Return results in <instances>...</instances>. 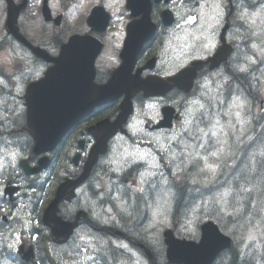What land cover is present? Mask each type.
<instances>
[{
    "label": "flooded vegetation",
    "instance_id": "af4514ba",
    "mask_svg": "<svg viewBox=\"0 0 264 264\" xmlns=\"http://www.w3.org/2000/svg\"><path fill=\"white\" fill-rule=\"evenodd\" d=\"M205 1H207V5L209 7H212L209 3L210 0H177L175 9L177 11L178 19L176 24L169 27L161 24L158 33L153 38V40L148 43L146 47H144L135 64V67L132 70L136 72L138 69H144L141 74V78H145L155 71V69L152 71H147L146 64L153 58L163 59L164 57L179 63L180 67L178 69L168 70V73H175V75L172 77H175L182 71L186 70V68H181L183 67L184 63L185 65H188L190 60L187 59V56L184 54L185 52L183 55L179 53L181 52L180 49L182 48L180 44L190 43L189 39L183 36L187 34V32L194 34L193 56L197 61L198 50H201L199 49L201 40L206 39V44L211 42L215 47V52L221 44L220 38L224 26L227 28L225 32V38L227 42L234 47L233 52L235 54L237 52L235 50L237 46L239 47L240 45H243V47H246L249 42V38L247 36H243V41L238 37L236 38L235 32L239 30L237 26L241 25V23L236 22L235 17L241 10H255L259 7H263L264 0H214L215 2L221 4V9L224 15L222 24L217 26L215 30H212L209 25H200V22H204L203 12L200 9V5H204ZM60 2L62 5L72 8V1L60 0ZM143 4L146 6L147 2L145 1ZM184 6L187 8L190 7L192 10L188 13L181 14L179 7ZM157 11V9L154 10L152 19L153 21L157 20L158 23H160V14ZM125 16L127 17L126 25L120 27L118 34V46L115 48V55L104 53L106 48L105 40L107 38L108 28L104 32H100L97 29L99 28L98 25L96 26L97 28L90 26L88 23H86L87 18L85 19L83 17L75 21L73 25H71L72 27H70L64 21V19L50 22V24H53L54 27L45 40H38L34 38L30 35L29 30L24 31L23 34H26L33 44L39 45L54 56L58 55L62 45L71 39L72 36L77 37L82 35L84 37L87 36L101 40L104 46L101 53L95 60V82L99 85H102L110 79L112 70L118 67L121 63L120 54L122 52L123 43L125 42L127 34L126 28L128 23L132 20L130 14ZM188 16L196 17L194 20L195 24H184L182 22L181 17H183V20L185 21ZM77 22H79L82 26L77 24ZM177 24H180V27H177ZM220 26L221 28L219 30L218 28ZM92 46L93 45H91V47ZM214 47L208 49L207 53L212 52ZM168 49H172V51H168ZM109 51H111L110 48ZM22 52L26 56V60L24 62L20 61V68H17V63H15L13 65L15 71H13L11 75L16 77L19 85L21 86V96L24 103V93L26 86L28 83L41 78L48 67H50V63L38 58L27 48H22ZM200 53L203 54L202 50ZM234 53L230 57V61H224L221 63L218 70L225 71L230 74L235 72ZM107 55H109L111 58V62L108 65L105 64V57ZM177 55L180 57L178 58ZM203 55L204 60H207V58L212 54ZM157 62L158 60L155 61V64ZM205 65L206 66H204L202 72L206 71L208 67L210 68L209 62L205 63ZM192 68H194L195 73H197V82L198 64L197 66L190 67L189 69ZM240 76L241 75H239V77ZM171 78L168 81L172 86L175 87L174 83L171 81ZM24 86L25 88H22ZM180 91L185 90H178V93L182 94ZM15 95L16 93H12L10 86L6 82L2 84L0 87V97L4 100V105L2 106V109H0V143H3L5 140H7L5 145L9 143L10 147H5L4 145L5 150L11 153L8 159L13 158L14 156L27 157L29 158V161L36 165L38 163L39 157L33 154L31 149L32 145H29L27 142L28 134L25 131V120L11 121L9 119L7 107L13 101ZM83 102L87 104L85 100ZM110 107L111 109H109ZM118 111L115 107V103H111L108 105L97 106L88 116H83L71 130L66 132V135L63 137L58 146L48 153L50 159L48 163L44 165L41 173L39 174L42 179L31 181L32 184L30 191L25 190V186L29 184V182L26 178L24 170L19 164L17 165V170L12 169L9 172L10 178L6 176L8 171L7 168L4 169L6 184H17L20 189L22 188L24 190L20 191V196H17L12 202L9 198L3 196L0 203V209H9L10 213L14 214V218L19 219L22 218V214H26L27 212H32L35 214V210L41 203L40 201H43V198L49 196V194H53L54 192L56 193V191L59 189V186L65 180L69 179L72 181L68 189L69 191L74 190L75 197L69 202L64 201L61 203L59 214L65 221L74 222L77 220L78 222L74 234L66 244L58 245L53 241V238L50 239L52 241L50 250L55 257L57 264H136L135 262L137 255H140L142 258L147 256L145 248H138L136 243L132 242L130 239H124V237L118 234L115 229L122 230L128 236L140 241L146 247H149L147 242L143 240V237H141L142 239L138 238L133 230L125 227L124 225L130 222L133 227H136L145 225L148 222L152 211H150V208L153 206L152 202L155 197H158L160 194L162 179L167 181L169 186H173L172 192L176 201L175 211L181 216H185L186 214L188 216L193 209H195V211L198 213V207H202V199L210 194L213 195L216 190L223 187L217 181H211L208 184H215V187L205 186V190H207L205 194L207 195L204 194L205 196L203 195V197L198 201V183H201L198 181V159L192 161L188 166L186 165V156L181 151H184V148H180L181 144L178 140V137L173 140L157 137L158 139H156V141H159V144H156L152 148V152L146 154L148 155V159H136L135 156H138L137 154L135 156H129L128 159L130 162L123 165L122 170L124 171H121L118 174L117 169H115L112 164H109L108 162V157L115 147V138L121 134V132H118L110 140L109 152L106 155H102L101 157L99 156V158L94 162L92 167L93 171L91 170L89 173H87V169L84 168H88L90 166V162L88 160L90 152L94 144L97 142V137L95 135V132L97 131L96 128L103 119H114L117 115L114 114L116 112L118 113ZM170 119L171 113L169 111H165L164 122L168 123ZM9 124L21 126V129L19 130L21 133L18 134L19 139L10 137L11 131L8 128ZM9 137L10 139L8 140ZM129 140L134 143L133 145H136L138 143H143L145 138L140 133H136L129 136ZM21 143L22 147L19 148ZM141 145L142 144H138V146ZM160 145H164L163 150L161 149ZM176 148H179L180 150H176ZM204 151L207 150L204 149ZM152 158H154L155 162L152 160ZM231 160L232 162L230 164L228 162L226 163V169H224L219 176L220 178L226 176L224 183L226 185H230L231 183V188L234 189V193L230 200L232 209L231 213L234 214L233 208L235 207V202L237 201L236 207L239 210L244 211V215H247V223L254 222L258 218L263 217L262 203L252 204L249 207L252 210H247V198L251 197L253 193L264 190V186L256 183H244L236 187L233 185V182L228 180V177L229 175H232L235 180V177H240L243 172L255 173L258 171L259 177L251 178V180L257 182L263 173L259 172V168L262 166L260 164L261 159L258 158V163H256L254 167L251 165V171L249 170L250 168L245 170V168L242 167V171L233 168V162H237L239 159L231 157ZM9 165L11 167L15 166L12 163ZM153 165L155 166L154 169L152 168ZM221 167L223 168L222 164ZM157 168H159V171ZM144 172L146 174V181L144 180L143 185H141V180L138 177V174L141 175L142 173L144 174ZM177 174H180L182 177L185 174L184 178H186L191 183V186L185 187L186 182H172L170 175L174 176ZM126 180L129 181L127 182ZM202 184L208 185L204 183ZM175 187L183 188L175 190ZM33 189H35V191H33ZM139 189H143V191L141 192ZM244 189H248L249 191L246 192ZM7 192H9V189ZM36 193H40V196L35 195ZM118 194L120 196L119 198L117 197ZM167 194L169 193L167 192ZM185 199L189 201L184 202ZM120 201L125 202L124 208L120 206ZM202 208H205V206ZM108 209H112V211L109 212ZM1 211L4 212L3 209ZM39 212H43L41 206L39 207ZM93 213H96L97 216H94ZM179 215L177 216L180 217ZM209 215L211 216L210 213ZM232 216L235 218V215ZM1 218L2 216L0 214V227H5L4 223L1 221ZM105 220L107 222H104ZM91 223L93 225H91ZM97 226H102L103 228L96 232H92V230H94ZM107 226L109 228H107ZM161 228L164 229L163 226H161ZM38 230L39 231L35 235L37 238L34 246L36 247L37 255L41 256L42 252L45 254L44 237L47 235V232H43L42 227ZM231 234L235 233L232 232ZM80 236H84V239H79ZM90 244L92 245L94 252H92V255L88 257L87 261H82L81 253L88 251ZM124 244H126L128 247L124 248L117 246ZM42 245L43 248L41 249ZM2 252L3 253L0 255V264H24L22 255H19L16 252ZM152 258L158 259L156 255ZM46 261L48 263L47 258ZM148 261L151 263L152 259H149ZM153 264H159V262L155 260Z\"/></svg>",
    "mask_w": 264,
    "mask_h": 264
},
{
    "label": "rangeland",
    "instance_id": "374dc122",
    "mask_svg": "<svg viewBox=\"0 0 264 264\" xmlns=\"http://www.w3.org/2000/svg\"><path fill=\"white\" fill-rule=\"evenodd\" d=\"M38 0H34L35 5L33 6L34 9L30 11L29 15H26V17L32 22L27 26L25 24V28L30 31V35L33 36L34 38L40 40H45L48 36L49 33L51 32L53 27L47 26L43 23L41 19V9L39 7V4L37 2ZM95 1V0H94ZM88 0H86V3ZM210 5L212 7H209L207 5V1L204 2V7L202 9L203 12V20L204 22L201 23L200 25H209V27L212 30H215V28L219 25L222 24V21L224 19V15L222 12V9L220 11L222 12V15L217 17L216 11L213 8V4L216 3L214 0L209 1ZM77 5L76 2H74L73 6ZM104 5L106 8L114 14L115 18L113 19V24L111 25L110 33L108 32L107 38L108 42L106 41V48L104 53L106 54H114L115 55V48L118 46V34L120 31V27L124 25V16H122V12L125 11V3L124 0H104ZM6 2L4 0H0V38H5L6 37V32H5V22L7 18L6 14ZM37 10H36V9ZM180 8V13H188L192 9L189 7L187 8L186 6L184 7H179ZM37 11V12H35ZM84 18H87V15L84 16ZM185 19V18H184ZM235 21L241 23V25L237 26L239 28L238 31L235 32L236 38L238 37L240 40L243 41V36H247L249 38L248 45L246 47H243V45H240L239 47L237 46L235 50L237 51L235 54V60H234V67L237 69L238 72H243L247 74V79L252 82L251 86L253 90L259 89V86L264 88V6L259 7L258 9L255 10H241L237 13L235 17ZM77 24H80L77 22ZM194 24V23H193ZM81 25V24H80ZM82 26V25H81ZM188 37V36H186ZM206 43V39L201 40L200 42V47L199 49H204V45ZM112 45V47H111ZM181 47L183 48L184 52L189 53V50L194 47L193 40L190 43H182L180 44ZM207 45V44H206ZM255 45V47H253ZM109 48L111 51H109ZM215 50V47L213 48L212 52L210 53H205V54H213ZM206 52V50H203ZM25 55L22 52V48L15 44L11 39H7L4 43L3 46L0 48V83H7L11 90L12 93H19L21 86L19 85L16 77L12 76L11 73L15 71V68H13V65L15 63H18L20 61L24 62ZM169 58L164 57L163 61L165 63L168 62ZM111 62V58L109 55L105 57V64L108 65ZM232 63V62H230ZM185 65V63L183 64ZM243 69V70H242ZM214 75H218V72L215 71L214 69L208 68L206 71H204L200 76L198 77V94L201 93L200 97L198 98V101L202 104H204V108H200L198 104L194 103L197 100H194L192 103V106L188 107L185 105V99L184 97L180 94L179 96L183 98L180 102L182 104V110L184 111V118L185 121H188L186 124L187 126L191 127V134L190 136L198 137V154L196 155L194 153L182 151V153L185 154L186 156V165L188 166L192 161H194L196 158L198 159V181L201 183H198V186H202L204 184H208L211 181H217L220 185L223 187L219 188L214 192L213 195H208L207 197L202 199L201 206H205V208H199L198 207V219H196V211H191V213L184 218L182 221L181 226L178 229V234L179 235H184L186 232L190 234H198V230L196 229V221L199 223L201 221H204L208 218H214L218 222L221 223L223 222V225H229L231 227L232 232L236 234V237L238 239V244H241V248L243 250H248L252 251V254H248L247 260H256L257 264H264V217L258 218L254 222H249L250 226H248L247 230H240V226L238 225V221L242 222V226L246 225L247 223V216L244 219V216L239 218H234L232 215H234L231 209L230 205V200L231 197L234 193V189L231 188V183L230 185H226L224 183L226 176L219 177L220 173L226 169L225 165L228 162L229 164L232 162L231 157L238 158L239 160L237 162H233V168L238 169L239 171H242V167L246 169L251 167L250 164V155L252 153H255L256 155V161L258 163V158L261 160L264 159V157H261L259 154L260 146L262 143H264V122L261 125V132L256 136L258 131H254V119H259L261 115L259 113H256V103L254 104V100L248 97L247 94V100L240 96V91L243 90L242 86L240 84H232L231 88L228 90L230 91L233 89V93L229 95L228 97L226 96H220L218 94V83H213L212 79ZM205 80L202 86H204V89L200 87V83L202 80ZM22 88H25L22 87ZM250 89V90H251ZM162 93V92H159ZM252 94V92H251ZM253 95V94H252ZM255 96V95H254ZM36 99H38L40 96H35ZM35 99V98H34ZM242 102L244 105V112H242V115L249 121L244 127L246 129L245 134L243 136H240L239 132L232 131L231 129L228 128V122L231 121L232 123H235V117L232 115H227L226 113L229 111V106L234 102L237 101ZM4 105V100L0 97V109H2V106ZM149 105H153L152 108H149ZM159 102L154 96L153 98L149 99L148 101H143L139 104H137L135 108V113L133 116V123L139 131L133 133L130 127L123 126L125 131L120 130L121 134L118 135L115 138V147L113 148L111 154L108 157V162L109 164H112V166L117 169V173L119 174L122 170V166L127 164L129 161L128 153H136L139 155L140 153H144V158L148 159V155H146L149 152H152V148L154 147L155 144H159V141H156L152 137L151 133L145 134V140L143 143H138L142 144L141 146H138V144L133 145V142L129 143L128 138L125 136L128 134H136L140 133L141 135L143 134L142 132L144 131V122H146L148 119L151 117L154 118L158 113H159ZM42 106H40L41 108ZM248 107V108H247ZM247 108V113H245V110ZM39 106L37 107V110H35V113H38L41 116V111L38 110ZM111 109V107L109 108ZM108 109V110H109ZM232 111H236V109H232ZM14 116H18L19 111H14ZM110 113V112H109ZM132 114V112H131ZM25 120L27 122H30L31 119H29L28 115H25L24 118L20 116L17 121H22ZM183 119L179 120L176 122V126H182L185 124L183 122ZM217 121L219 124L217 125ZM138 122V123H137ZM143 122V123H142ZM261 123V122H260ZM131 124V125H132ZM213 125H217V127H213ZM108 123L102 124L99 126L100 133L101 135L105 134L108 132ZM111 126V125H110ZM241 126L237 125V128L239 129ZM8 128L10 129V137H15L19 139L18 134L21 133L19 131L21 129V126H16L15 124H9ZM222 129V130H221ZM215 131L217 133L216 137H212L211 133ZM116 131H113V133L109 136H113ZM166 132V131H165ZM196 132V134H194ZM251 136L254 138L255 143L252 144L251 147H249V144L251 143L248 140V137ZM8 138V140L10 139ZM241 138L243 143H238L237 138ZM108 138V139H109ZM182 135H179L178 140L179 142L181 141ZM219 138L220 140L227 141V143L230 145L232 155L227 157L222 164L223 168L221 167L220 170L217 171V174L215 177L212 176L211 172H209L207 169L205 171L201 172L200 169L204 168V161L201 159V157L207 156L208 153L214 150L212 145L215 143V140ZM107 139V140H108ZM169 140H173V137H168ZM152 142V143H149ZM201 143L205 144L204 148H201L200 145ZM183 144V143H182ZM182 144L180 145V148L182 147ZM241 144L239 147L235 148L237 145ZM96 143L93 146V149L95 150ZM5 147H10L9 143L5 145ZM5 147L2 149V153L0 157H10L11 153L5 150ZM22 147V143L19 148ZM143 150L142 152L139 150ZM206 149L207 151H204ZM176 150H180L179 148H176ZM44 158H50L48 155H44ZM93 157V156H92ZM16 159V157H13ZM13 158L8 159L7 161V173L6 176L9 177V172L12 169L17 170V165L14 167H11L9 164L13 163ZM143 158V159H144ZM94 159V158H93ZM92 160V159H91ZM152 160L155 162L154 158ZM208 163H216L215 158L208 156ZM2 163H0L1 167ZM247 166V167H246ZM152 168L154 169L155 166L153 165ZM264 168V166H261L259 168V172L261 173V170ZM159 171V168H157ZM264 171V170H263ZM184 172V171H182ZM138 174V173H137ZM143 174V173H142ZM145 172L143 174V179H141L144 183V180L146 181L145 177ZM138 176L141 178V175L138 174ZM253 176V177H252ZM184 176H172L170 175V179L174 183H185V187L191 186V183L184 178ZM257 178L258 176V171L255 173H244L240 175L239 179L236 182V178L234 180L232 175H229L228 180L230 182H233V185L237 187L240 184L248 183L251 182V178ZM181 178L180 180H175ZM0 179L5 181V177L2 175L0 172ZM222 180V181H221ZM192 182V181H191ZM31 182L25 186V190L31 187ZM237 184V185H236ZM179 188L183 187H175V190H178ZM203 190H201L198 187V201L203 197L205 192V186H203ZM4 189H8V186H6ZM163 189V190H162ZM173 186L167 183H165V180L162 179V186L160 188V194L158 197H155L153 200L152 208H150V211L154 208H157L159 210V207L161 208V212L166 214V219L162 220L158 217H154L153 224H148L147 229H150L146 231V234L143 237V240L147 242L149 246L153 249L154 252H158L159 259L161 260L162 264H168L166 263L165 257L163 256L162 252L166 251V246L162 245V242L159 241V231H163L161 229V224L162 223H167L168 225L170 224V213H171V208L175 207V199L173 197ZM226 190H231L230 195L226 197L228 203L225 205L223 202L220 201V194L224 193ZM167 192L169 194H167ZM35 195L40 196V193H36ZM262 193L260 194V196ZM119 198V194L117 195ZM2 197H0V203H1ZM120 200V199H119ZM189 200H186L184 202H188ZM183 202V201H181ZM120 206L124 208L125 202L120 201ZM49 202L44 201L42 205V211L44 212L46 208L48 207ZM224 208L227 213H231V215H227L221 212V209ZM4 210V213H0L2 216H6L5 218H10L11 215H9L5 208H1L0 210ZM184 209V207H183ZM247 210H252L249 207ZM211 214V216L209 215ZM262 214L264 216V201L262 202ZM30 215H32V212H27L26 214H22V220H26V230H33L34 227L32 225L35 223L34 220H30ZM1 221H5L1 219ZM152 225H156L155 228L151 229ZM125 227L130 228L135 232L138 228L133 227L132 224L129 222L128 224L124 225ZM6 229H10V226L7 227H0V239L4 238L6 236ZM226 230V229H225ZM226 232L229 234V232L226 230ZM18 235L21 236L23 235V231L21 229H18L17 231ZM200 238L201 235H198ZM91 240V239H90ZM237 242V241H236ZM237 244V245H238ZM76 247V245H75ZM96 250V249H95ZM89 251V252H88ZM85 251L84 253L81 254V259L82 261H87L88 257L92 255V252H94V249L92 248V245L90 244L89 250ZM3 252L0 251V255ZM91 253V254H90ZM221 258V257H220ZM219 258V259H220ZM160 260H158L160 264ZM224 262L226 264H239V260L235 259L232 255H227L224 258ZM216 264H222L220 260L216 262Z\"/></svg>",
    "mask_w": 264,
    "mask_h": 264
},
{
    "label": "water",
    "instance_id": "95a60500",
    "mask_svg": "<svg viewBox=\"0 0 264 264\" xmlns=\"http://www.w3.org/2000/svg\"><path fill=\"white\" fill-rule=\"evenodd\" d=\"M8 2V17H7V22H6V26H7V30L8 32L12 33L15 36H18L19 31H18V27H17V20H18V16L20 13L21 8L23 7V3L22 4H15V2L13 0H7ZM94 16L90 17V22L93 20ZM225 30H223V34H224ZM85 37H75V39L71 42L68 43L67 45H65L63 47V52L61 54L60 57L56 58V59H52L49 58V60L51 61H56L58 65H56V68L54 69L56 73H58V79L59 82L57 84H55L53 82V68H51L50 70H48L46 72L45 77L38 81L35 85L31 84L29 86V95H27V106L29 108V117H33V115H36V120H39V117H37L38 113H35L37 110V107L39 106V109L41 111V113L46 114L45 119L48 121H52L53 118V113L54 114H60L63 113L61 115L63 121L61 122H57L54 121L52 122V124H55L56 127L51 126L50 128L47 127L48 130V134H46V132L43 130L44 127H46L47 123L46 121H36L35 125L32 124L30 132L32 133V135L34 134V136L37 139V145H35L33 152L35 154H40L42 153V151H45V149H49L54 143L57 142L56 141H52L51 137H49L48 135H51V131H53L54 129L58 132H64L67 131L73 124H75L82 115H84L87 112H81L80 109L78 108V105H80V100L82 98V96L78 93H76V91L73 90H69L66 86L67 83L73 82V81H79L78 77H73L72 74L75 73L74 72V67H76V65H79V67H81L85 73H88V69L92 68L93 69V58L96 55V53L94 54V52H90V53H86L84 55H82L83 58V64H79L78 59H80V55H78V51H82L83 46L80 43L79 39H84ZM230 44H228L225 40V37L222 38V44L220 45V48L218 49V51L215 53V55L213 57H211L212 61H216L217 57L219 56L220 52L224 49L225 53L228 52L230 50L229 47ZM33 47V46H32ZM36 53L40 54V50L39 48H35ZM227 55V53L225 54V56ZM93 73V71H92ZM124 74V71H123ZM85 78L88 79L90 85H93L92 83V79L89 77ZM193 78V77H192ZM85 81V80H84ZM83 81V82H84ZM81 82V81H80ZM82 82V83H83ZM120 84L116 87H114L113 89H109L106 91V94L103 93L102 98L103 99H114L116 96H121L122 94L126 93L127 97L124 99V101L121 103L120 107L122 109L121 114L118 117L117 122L120 123L118 126L117 125H113V126H108V130L110 131H116L121 127V123L126 121L131 107H130V103L128 102L134 95L136 92H126L124 90H121L125 84L119 80ZM33 85V86H32ZM192 85V79L190 80V84H188V90L190 88V86ZM140 86L135 84L134 88L138 89ZM64 88V89H63ZM116 90H119L118 92H116ZM37 92V93H36ZM30 94H34V96H40L38 99H36V97L33 98V96H30ZM57 97L58 98V106L57 107H53V98ZM31 98V100H30ZM78 104V105H76ZM40 106H42L40 108ZM47 108V110L45 109ZM170 108L166 107L163 109V111L165 112L166 110H169ZM50 119V120H49ZM39 136V139H38ZM104 144V141H100L99 144L96 146L95 151L99 152L102 151L101 148ZM94 160H96L95 158L89 162L93 164ZM28 173H30L31 169H27ZM68 185H63V187L59 188L58 194L56 196V198L52 201L47 213L44 216V221L48 224H55V228H58L60 225V219L56 216V213L54 212L55 207H57V204L59 203V201L65 196L66 191L68 190ZM205 231V235H207L208 237L214 239L215 241L218 240H222L224 237L220 234L219 229L217 228L216 225L209 223L208 225L205 226L204 228ZM168 237H171V234L168 232L167 233ZM192 251H198L201 252L202 251V247L201 245H195V244H190ZM172 246L169 249V253L168 255L172 256ZM28 258V256H27ZM202 257L198 256V259ZM209 258V257H208ZM194 262L192 261L191 264H193Z\"/></svg>",
    "mask_w": 264,
    "mask_h": 264
},
{
    "label": "snow or ice",
    "instance_id": "6c2138e0",
    "mask_svg": "<svg viewBox=\"0 0 264 264\" xmlns=\"http://www.w3.org/2000/svg\"><path fill=\"white\" fill-rule=\"evenodd\" d=\"M172 4L173 6H176V0H172ZM204 7L203 4L200 5V9L202 10ZM213 8L214 10L216 11V15L217 17L221 16L222 15V12L220 11L221 9V4L216 2L213 4ZM182 19V22L183 23H189L193 20L196 19L195 16H189L187 18L186 21L183 20V17H181ZM98 23H103V19L101 18L100 20L97 21ZM177 27H180V24H177ZM212 47H214V45L209 42L207 45H205V48L207 49H211ZM253 47H255V45H253ZM243 70V69H242ZM168 74V73H166ZM194 103L198 104L200 108H204V104L200 103L199 101H195ZM153 105H149V108H152ZM243 108H244V105L242 102H238L237 101H234L230 106H229V111L226 113L227 115H232L235 117V123H232L231 121L228 122V128L231 129L232 131L236 132L238 131L240 136H243L245 134V125L249 122L243 115H242V112H243ZM232 109H236V111H232ZM138 123V122H137ZM188 121H185V124H187ZM219 124V122L217 121V125ZM217 125H213V127H217ZM237 125H240L241 127L238 129L237 128ZM129 127L131 128V130L133 131V133L139 131V129L136 128V126L133 124V125H129ZM222 130V129H221ZM217 133L215 131H213L211 133V136L212 137H216ZM158 139V138H157ZM173 139H175V137H173ZM248 140L251 142L249 144V147L252 146V144L255 143V140L253 137L249 136L248 137ZM237 142L238 143H243L242 140L239 139V137L237 138ZM161 149L163 150L164 149V145H160ZM201 148H204L205 147V144L204 143H201L200 145ZM212 147L214 148L213 151H211L210 153H208L207 156H204V157H201V159L204 161V168H201L200 171L203 172L205 171V169H207L209 172H211L212 176L215 177L216 174H217V171L220 170L221 168V163H223V161L229 157L230 155H232V152H231V148H230V145L227 143V141H223V140H220L219 138H217L215 140V143L212 145ZM259 154L261 157H264V143L261 144L260 146V150H259ZM15 155V154H13ZM128 155L132 156L134 155L133 153H128ZM144 153H140L138 156H135L136 159H143L144 158ZM197 155H199L197 153ZM208 156H211L213 158H215L216 160V163H208ZM257 163L256 161V155L255 153H252L250 155V164L254 167L255 164ZM260 164L262 166H264V159H262L260 161ZM247 167V166H246ZM250 171L252 170L251 168L249 169ZM141 179H143V174H141ZM165 183H167V181H165ZM33 191H35V189H33ZM139 191H143V189H139ZM244 191H249L248 189H244ZM230 192L231 190H226L224 193L220 194V201L223 202L225 205H227L228 201L226 199V197H228L230 195ZM4 195V191L2 189H0V197H3ZM16 195L19 197L20 196V193L17 192ZM42 203V201H40ZM239 209H237L238 211ZM109 212L112 211V209H108ZM193 211H195V209H193ZM221 212L224 213V214H227V215H231V213H227L226 210L224 208L221 209ZM9 215H11V213H8ZM94 216H97L96 213H93ZM104 222H107L106 220ZM37 237L33 236L32 239H36ZM79 239L83 240L84 239V236H80ZM16 243H19V238L18 237H14L13 239V243L12 244H9L8 247L9 248H12L15 246ZM118 247H124V248H127L128 246L126 244L124 245H117Z\"/></svg>",
    "mask_w": 264,
    "mask_h": 264
},
{
    "label": "trees",
    "instance_id": "16d2710c",
    "mask_svg": "<svg viewBox=\"0 0 264 264\" xmlns=\"http://www.w3.org/2000/svg\"><path fill=\"white\" fill-rule=\"evenodd\" d=\"M2 46H3V42L0 41V48ZM239 75L240 74H237V73L233 72V74L231 75L232 78H233V83L232 84H240L242 86V88H244L243 90H239L241 95H246L247 96V94H248V97H250V98H253V96L256 95L255 99H257V100L254 102L253 105H255V103H257L258 101L260 102L261 99L264 97V88L262 89V87L259 86L258 91L251 89V92L253 94L252 95L248 91L247 84H246V83H248L250 85V87L252 88V86H251L252 82L250 80H248V79H245L243 74H241V77H239ZM231 91L233 92V89H231ZM263 111L264 110L259 109L257 111V113L263 112ZM263 170H264V168L261 170V172H263ZM203 186H206V187H211V186L212 187H215V184L202 185V186H198V187L201 190H203L204 189ZM259 192L262 193L261 196H260L261 193H259ZM247 200L248 201H247V204H246V209L248 207H250L252 204H255V203L260 204V203H262L264 201V190H260V191H258L256 193H253L251 197L247 198ZM236 202H235V207L233 208V212H234L235 218H237V217L241 218L243 216L245 218L247 215H244V211H242V210H238L237 211L238 208L236 207ZM220 224L224 228L223 224L222 223H220ZM231 233H232V230H231ZM236 249H237V247H234L233 246L232 249H230V251L227 254L223 255V257L220 259L221 263L226 264L224 262V258L227 255H232L235 259L239 260V264H257V262H256L255 259L254 260H248V261H246L248 256H240V254H238L236 252Z\"/></svg>",
    "mask_w": 264,
    "mask_h": 264
},
{
    "label": "bare ground",
    "instance_id": "6f19581e",
    "mask_svg": "<svg viewBox=\"0 0 264 264\" xmlns=\"http://www.w3.org/2000/svg\"><path fill=\"white\" fill-rule=\"evenodd\" d=\"M138 2V0H134V3L136 4ZM147 2V1H146ZM235 73L237 74H243L244 75V78L247 79V74L246 73H243V72H238L237 69H235ZM195 74V71H194V68L192 69H189V68H186V70L182 71L181 73H179L178 75H176L175 77H172L171 78V81L177 86L179 87L180 89H184L186 92L188 91V84H190V80L192 79V77L194 76ZM241 77V76H240ZM118 81V78L116 77V80L115 82ZM118 83L115 84V86H117ZM247 84V88H248V91L251 93V87L248 83ZM244 89V88H243ZM256 95L253 96V99L254 101H256L257 99H255ZM257 113V111H255ZM259 114L261 115V117L259 119H254L253 120V123H254V131H258V133L256 134V136H258V134H260L261 132V125L262 123L264 122V111L263 112H259ZM261 122V123H260ZM52 126L56 127L55 124H51ZM236 178V182L237 180L239 179V177H235ZM251 178V177H249ZM249 184H253V183H256V184H259L261 186H264V171L262 173V175L260 176V178L257 180V182H254V180H251V182H248ZM237 185V184H236ZM238 186V185H237ZM210 194V193H209ZM207 195V194H205ZM204 195V196H205ZM264 217V216H263ZM221 223L223 224V222L221 221ZM238 225L240 226V230H247L248 226H250L249 223H246V225H244V227L242 226V222H237ZM224 228L229 232V234L232 236V239H233V242H232V245L231 247L229 248V250H227V252L225 254H227L230 249H232V247H237L236 249V252L238 254H240V256H248V254H252V251H248V250H243V248H241V244L239 243L238 244V239L236 237V234H231V229L230 227L227 225H223ZM237 241V242H236ZM238 244V245H237ZM224 254V255H225ZM169 257L172 259L174 258V256H170ZM223 264V263H222Z\"/></svg>",
    "mask_w": 264,
    "mask_h": 264
}]
</instances>
